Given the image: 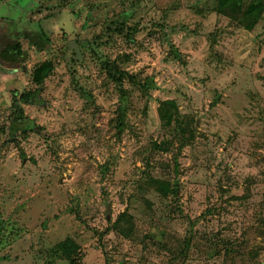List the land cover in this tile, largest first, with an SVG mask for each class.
<instances>
[{"label":"rangeland","instance_id":"1","mask_svg":"<svg viewBox=\"0 0 264 264\" xmlns=\"http://www.w3.org/2000/svg\"><path fill=\"white\" fill-rule=\"evenodd\" d=\"M216 6L0 0V51L19 41L26 52L0 59V264H66L55 248L66 238L81 264H264V9L246 29ZM38 20L44 49L24 37ZM44 60L40 101L20 98L30 127H15L12 95L38 87ZM111 62L155 84L125 80L123 113Z\"/></svg>","mask_w":264,"mask_h":264},{"label":"trees","instance_id":"2","mask_svg":"<svg viewBox=\"0 0 264 264\" xmlns=\"http://www.w3.org/2000/svg\"><path fill=\"white\" fill-rule=\"evenodd\" d=\"M216 9L219 13L226 14L235 19L242 27L246 29H252L262 16L264 1L254 0L245 2V0H217ZM46 18H49V16H47ZM123 22L124 21H121V23H119L123 25ZM135 32L136 26H133V28L126 27L124 31L129 40L133 38L132 35ZM24 37L27 38L28 41L33 45L39 46V49H44V47L48 44L50 34L38 20L37 28L32 31L26 32ZM0 59L6 60V62L12 64L23 63L26 60V52L24 49H22L20 42L17 41L9 48L0 51ZM3 69L4 68L0 64V71H2ZM52 70L53 63L50 60H44L43 62L35 66L31 73L32 81L38 87L33 91L24 90L20 93L19 98L17 97L16 92L13 93L11 101V110L14 113V117L12 119L13 126L20 127L22 124L26 123L25 125H27L28 128L30 127L29 120H27L23 115L20 98H23L29 104H35L40 101L39 93L41 85L49 76ZM106 70L108 72L109 79L114 83L119 92V109L122 113L126 110V106L128 103V91L124 87L125 80L137 84L143 91V93H146L149 88L154 87L155 85L151 78L140 81L134 74H131L128 71L119 68L114 62L108 63L106 65ZM79 90L81 96L86 101H93L92 96L88 92H86L82 88H80ZM176 113L177 105L175 100L166 99L160 101L159 114L162 120H165L167 123H172L175 120ZM151 181L156 191L163 197L167 198L169 196H175V184H170L169 181L159 178H152ZM188 241L189 238H186L184 240L185 247H188ZM55 248L58 250L61 257L67 261L66 264H81L82 255L80 253L79 245L71 238H66L58 242L55 245Z\"/></svg>","mask_w":264,"mask_h":264}]
</instances>
